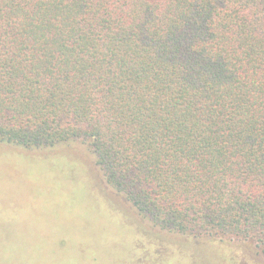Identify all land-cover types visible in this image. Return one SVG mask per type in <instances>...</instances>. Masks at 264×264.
<instances>
[{"label": "trees", "instance_id": "16d2710c", "mask_svg": "<svg viewBox=\"0 0 264 264\" xmlns=\"http://www.w3.org/2000/svg\"><path fill=\"white\" fill-rule=\"evenodd\" d=\"M72 141L154 226L264 254V0H0V143Z\"/></svg>", "mask_w": 264, "mask_h": 264}, {"label": "rangeland", "instance_id": "374dc122", "mask_svg": "<svg viewBox=\"0 0 264 264\" xmlns=\"http://www.w3.org/2000/svg\"><path fill=\"white\" fill-rule=\"evenodd\" d=\"M255 246L154 226L107 184L82 141L0 143V264H264Z\"/></svg>", "mask_w": 264, "mask_h": 264}]
</instances>
